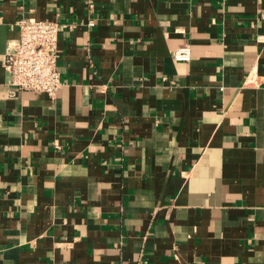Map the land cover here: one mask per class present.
I'll return each instance as SVG.
<instances>
[{
	"label": "crops",
	"instance_id": "obj_1",
	"mask_svg": "<svg viewBox=\"0 0 264 264\" xmlns=\"http://www.w3.org/2000/svg\"><path fill=\"white\" fill-rule=\"evenodd\" d=\"M22 16L69 25L52 99ZM0 264H264V0H0Z\"/></svg>",
	"mask_w": 264,
	"mask_h": 264
},
{
	"label": "built area",
	"instance_id": "obj_2",
	"mask_svg": "<svg viewBox=\"0 0 264 264\" xmlns=\"http://www.w3.org/2000/svg\"><path fill=\"white\" fill-rule=\"evenodd\" d=\"M18 37L10 40L3 53V67L8 73V96L17 97L28 90L45 93L54 98L62 82L57 68L60 31L69 27L54 20L20 17L17 22ZM92 21L88 22L91 25ZM172 56L176 60H189L187 45L177 46ZM249 81L254 75H249Z\"/></svg>",
	"mask_w": 264,
	"mask_h": 264
}]
</instances>
